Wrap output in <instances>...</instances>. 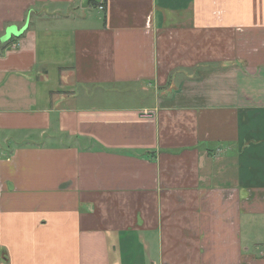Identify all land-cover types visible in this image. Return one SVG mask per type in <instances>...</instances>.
I'll use <instances>...</instances> for the list:
<instances>
[{
	"label": "crops",
	"instance_id": "obj_1",
	"mask_svg": "<svg viewBox=\"0 0 264 264\" xmlns=\"http://www.w3.org/2000/svg\"><path fill=\"white\" fill-rule=\"evenodd\" d=\"M82 4L0 0V264H264V0Z\"/></svg>",
	"mask_w": 264,
	"mask_h": 264
},
{
	"label": "water",
	"instance_id": "obj_2",
	"mask_svg": "<svg viewBox=\"0 0 264 264\" xmlns=\"http://www.w3.org/2000/svg\"><path fill=\"white\" fill-rule=\"evenodd\" d=\"M90 1H91V0H83V4H82V6H83L84 8H87L88 5H89V3H90ZM93 1H95L96 3H100V2H101V0H93ZM23 31H24V30H22V31H18V29H17L16 27H10V28H8V30H7V32H6V35L1 39V42H2V43H7V42H9V41L12 39L13 36H14V37H19V36H21V34L23 33Z\"/></svg>",
	"mask_w": 264,
	"mask_h": 264
},
{
	"label": "rangeland",
	"instance_id": "obj_3",
	"mask_svg": "<svg viewBox=\"0 0 264 264\" xmlns=\"http://www.w3.org/2000/svg\"><path fill=\"white\" fill-rule=\"evenodd\" d=\"M93 8V7H92Z\"/></svg>",
	"mask_w": 264,
	"mask_h": 264
}]
</instances>
